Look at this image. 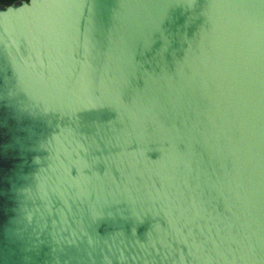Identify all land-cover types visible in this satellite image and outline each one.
Here are the masks:
<instances>
[{
	"label": "water",
	"instance_id": "water-1",
	"mask_svg": "<svg viewBox=\"0 0 264 264\" xmlns=\"http://www.w3.org/2000/svg\"><path fill=\"white\" fill-rule=\"evenodd\" d=\"M7 1L0 264H264V0Z\"/></svg>",
	"mask_w": 264,
	"mask_h": 264
},
{
	"label": "flooded vegetation",
	"instance_id": "flooded-vegetation-1",
	"mask_svg": "<svg viewBox=\"0 0 264 264\" xmlns=\"http://www.w3.org/2000/svg\"><path fill=\"white\" fill-rule=\"evenodd\" d=\"M9 2L7 0H3L0 2V5H7Z\"/></svg>",
	"mask_w": 264,
	"mask_h": 264
}]
</instances>
